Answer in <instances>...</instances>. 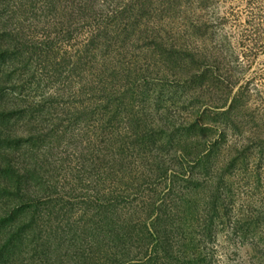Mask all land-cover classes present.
Returning a JSON list of instances; mask_svg holds the SVG:
<instances>
[{"label": "rangeland", "instance_id": "1", "mask_svg": "<svg viewBox=\"0 0 264 264\" xmlns=\"http://www.w3.org/2000/svg\"><path fill=\"white\" fill-rule=\"evenodd\" d=\"M23 3H0L19 55L0 68V98L25 113L0 132L38 142L0 153L20 174L43 167L73 203L66 239L97 251L98 204L114 198L104 235L119 244L95 264H264V0Z\"/></svg>", "mask_w": 264, "mask_h": 264}, {"label": "trees", "instance_id": "2", "mask_svg": "<svg viewBox=\"0 0 264 264\" xmlns=\"http://www.w3.org/2000/svg\"><path fill=\"white\" fill-rule=\"evenodd\" d=\"M9 2L10 0H0L2 10L5 9V3L8 4ZM31 2L32 0H25V3H23L24 7L29 6ZM6 32L7 30L3 28V35ZM7 35L8 36L5 38L7 40L9 39L11 42L7 43V41H5L6 44H3L4 38L0 35V68L19 58V55L16 52L17 46L14 45L18 38L15 37L9 29ZM25 50L27 55L30 54V50ZM234 84L235 83L233 82L230 85L231 89L229 90V93L232 92L231 90H233ZM242 96L243 93L239 91L233 94L231 100L233 101L232 104H236ZM1 101L2 99L0 98V118H3L0 123L8 125L9 120L17 122L18 118H25L22 115H25V113L19 109L15 112V116L13 117V115H11L13 111L7 106V104L3 105ZM220 108L222 107H219L218 109ZM231 109H233V106H231ZM231 109L228 108L223 115L227 116ZM16 115H18V117ZM23 121H25V123L22 124L29 128L28 132L31 133L34 131L35 120L25 119ZM198 125H200L199 120L196 121V124H192L191 127L196 129ZM12 128L3 129L0 132V149L4 148L6 150H12L13 154H18V147L21 145L26 150L32 151L38 142L34 141V138H37L36 134L33 133L20 143V137H17L18 135L14 134ZM199 128L203 130V127L199 126ZM22 157L23 156H21V158ZM18 168V166L12 164L8 158H6L3 152L0 153V264H65L63 262V255H68V253L66 251L62 253L63 250H57L63 246L64 242L68 245V249L71 247V252H74L73 256H77L76 259L79 260V264H95L98 252H103L105 258L109 257L107 254H109L110 251L108 250V252H106L103 248L107 247L109 249H114L119 244L118 235L114 236L111 233L107 236L104 235V233L108 232L116 222V211L119 205L114 198L107 199L105 200V203L98 204L100 206H98L97 209L99 210L97 211V218L98 221H100V225L98 229H92L103 235H101L100 239H96L95 243L92 244L93 249H96L97 251H87L82 249L83 245L80 246L77 244L72 237L66 239L68 234H65V230L67 229L65 226H62L61 220L58 221L59 218L62 219V217L71 210V205L73 203H71L69 198L66 200L63 199L62 196L56 193L53 184L51 187L45 183L46 181H43L42 175L35 172L42 169L40 173L45 174L43 167L33 171L32 169L31 171L28 169L24 170V167H22L20 169H23V174H20ZM92 206L93 205L86 204V208H91ZM46 211L48 214L44 215L42 212ZM43 215L44 218H49V221L47 220V222L53 226L50 229L52 230L50 238L44 235L43 227L39 228V226H36L38 220H42ZM52 220H57V225H54L55 221ZM155 221H159V219L156 218ZM155 228L158 234V229L156 226ZM27 231H29V233H27ZM70 236L72 235L70 234ZM159 242L162 243L163 241ZM53 243L56 249L52 248L51 250V245H53ZM155 247L156 245L154 248ZM68 249L67 251L69 252ZM162 250L163 247H159V251ZM25 253L31 254L28 259L24 256ZM51 258L54 260L51 261ZM114 258L115 257H110L108 262L103 260L101 263L114 264L115 262H118V260ZM76 259L74 258L75 263ZM155 261L154 264H159L158 258H156ZM149 263L151 264L152 262L150 261ZM120 264H124V262H121Z\"/></svg>", "mask_w": 264, "mask_h": 264}]
</instances>
